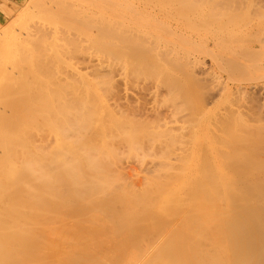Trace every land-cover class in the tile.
Returning <instances> with one entry per match:
<instances>
[{
	"label": "rangeland",
	"instance_id": "1",
	"mask_svg": "<svg viewBox=\"0 0 264 264\" xmlns=\"http://www.w3.org/2000/svg\"><path fill=\"white\" fill-rule=\"evenodd\" d=\"M201 1H203V0H201ZM191 2H192V4H191ZM193 2H194L193 0H0V72L3 75H5L3 78H2V75H0V79L2 80V82H4V84H5V81H7V82L10 81V83L12 85H15L17 88H23V87H26L28 84L32 85L35 83H38V85L40 87H42L43 84L44 85L47 84L51 87L52 92L54 93L53 94L54 97H48L51 100V102H50L48 99V102L51 103V107H52V110H50L51 107H49L48 110H50L51 113L46 114L47 116H48V114L50 115L51 120L49 119V117H46V115H45V113L48 111V110L46 111L45 109L47 108V106H50V104H48V105L46 104L47 106H45V104L40 103L41 105L45 106V109H42V106H40L39 104L38 105L36 104V106H37L36 112L39 115H37V113L35 112V115L33 116L35 118V117L41 115L40 118L42 120L38 119L40 121V124H38L39 123L38 120H37L38 123H36L35 120H34V122L37 125H41V121L42 122L44 121L45 124L42 123L43 124L42 128H44V129L46 128L49 132V133L47 131L44 132L45 134L47 133V136H46L39 126H38L39 127L38 128L36 125H34L36 127L35 129H33V130H35L34 132H37L38 129H40L38 131V132H40V134L35 133V134H37V135H35L37 139H36V142H35V139H33L32 142L34 144L33 143L32 144L33 145L39 144L40 150L38 149L39 148L38 146H37L38 148H36V145L35 146L32 145L31 149L33 147V149H34L33 153L36 152V153L40 154V157H38V158L41 161H39L38 158L36 160L33 157L35 155L31 154L32 151L31 152L28 151V150H30L28 146H27L28 148L27 147L25 148V150L30 152V153H28L30 155L27 156L28 157L27 161L30 162L29 165L32 164L31 166L34 167L35 163H36L37 167H34V168L32 167L33 170H36L37 168H38L37 170H39L40 167H41V169L39 171L42 170L40 175H39L40 172H38V174H36L37 176H40L39 178H41V179H39V180H41V183L39 180H38L39 183L37 180H35V178L37 176L29 175V176H33V178L35 176L34 179L31 177V179H33L31 181V183L33 182L32 184H34V180H35V181H37V182H35V185L37 183L39 184V186L41 185V187H40L41 189L39 188L38 184L36 185V186H38V187H36V189L37 190H38V188L40 189L39 192L36 189H35V192H33V191L32 192L36 193V191H37V193L41 194V196L43 195L45 197V201L50 202L49 204L47 202L46 203L48 205L52 204L49 207H52L54 203L57 204V202H56L58 200L57 198H59L63 194L64 195L61 196V198H59V200H58L59 201L58 203H60L62 206L60 204H57V206L54 204V206H56V209H59V208L62 209L63 206H65L63 204H67V206H65V208L62 209V212L53 208V210H56V213H55L51 209L54 214H57V215L60 214L59 215L60 218H58V217L53 216L54 214H52L51 211H49L50 208L48 209V207L43 205V203L45 201L43 203L38 202V203H42V206L37 204L38 206H36V209H35V207H34V209L32 208L35 211V213L34 212L32 213L33 210L31 209L32 210L31 215L29 216V214H27L25 216L27 218V221H28V219H30L29 217H31L33 215L35 218L32 217L29 220L30 226L27 225V223H26L27 226H24L25 228L20 227L21 230H22V228L24 230V229H26V227H30L29 229H31V231H33V233L35 232V234L38 233L39 239L42 240V237L40 236V234L42 235V233H43V235H42L43 237H44V233L48 234L46 231L47 228H44V227H47V226H48V228H50V226L53 227L54 226L53 224H57L58 221L61 220L62 216L65 218L67 212H68L67 215H69L70 218L65 220L62 217V220L64 222L66 221L67 223H68V221L71 222V223H68L69 225H72V224L74 225L75 223H73V221L75 220V217H77V215H79L80 211L83 209L84 204H85L84 210H82L83 212H81V213L85 212L87 214V210H88V212H92V211H90L91 208L96 207L95 205H97L98 202L100 201V202H102L101 204L99 203L101 206H97V207L103 208V209H101V211H103L105 208H107L105 210H107L106 212H108V211L110 212V213H108L109 215L105 211H104V213L107 214L108 217L110 216V214H112V216H113V217H109L106 219L105 218L106 215L101 214L102 212L99 211V213L101 212L100 213L101 217L103 215H105L103 217L106 220L103 222H104V227H105V225L109 226L107 228H111L112 225L114 226V224H112L113 223L112 221H111L112 223L110 222V224H108L109 223L108 219L113 218L114 219L113 221L117 223L116 225H119V222L117 221L118 218L116 220V218H114V217H118V215H119L120 216L119 221L122 218L124 219V216H125L124 213L126 212L125 210H123L124 206H125L124 208L127 211L129 208L131 209V210L129 209V212H130L129 215H128V212L126 213L127 216H125V217L127 219L125 218L124 221H122V222L120 221V223L124 224V225H122L123 229L125 230V231H123L124 233L127 230H129L130 227L136 226L135 228H132L129 230V232L131 234H128L129 232H126L127 235H126V233L122 234L124 236V238H127L128 235H130L129 237L132 236L133 238L140 236L139 238H137V240L139 239V241H137V240L134 241L135 239L132 240V237H131L130 240L132 242H140V238H141L140 233H143L146 235V233L148 232L147 233V235H148L152 232L151 233L152 235L150 234L152 237L153 234L156 235L157 231H159V232L161 231L160 233L165 232L164 234H166V235L163 236V234H160V235H162L160 237V235L158 234L157 236H155V237L159 236L157 239L155 237H153L156 241H158V240L161 241L163 239V237H165L164 241L165 240L168 241V237L171 238L172 235H173L172 238L171 239L169 238V240L176 241V240H178V238L181 234L180 232H182V231L177 230L179 232L178 233L179 236H177L178 238H176L175 236L177 235V233L175 234V232H177V231H173L171 229V228L176 229V227L180 228L181 230L185 229V231H183V232H185L183 234V239H184V237H186L184 235L188 234V232H189L191 236L188 235V237L190 236V238H187V239L192 240V235H193V237L195 236L193 238V239H195L196 235H197L196 233H198V231H196L197 229H195L196 226L200 225V224L202 225V221H201V223L198 222L199 219L201 220L199 214H198L199 216L195 217L194 212H193V214H190V213H192L193 209H197V206L199 204H201L200 200L203 198H200V200L197 201V204L193 200V202L195 204V205L193 204V206H195L194 208H193V206H191L192 202H190L191 204L189 203L192 210H191V208H190V210H189V208H186L188 206L187 203L185 204L184 202H182V204L184 203L185 205H187V206L183 205L185 208L182 207V209L184 208L183 211H185V209H186V211L187 210L189 211V213H187L190 216L189 221H191V222L194 221L195 223H197V222L199 223V224H194V222H193V224L191 222L189 223L190 225L192 224L191 225L192 227L196 225L194 227L195 230L192 229L195 232V234L193 233L192 230H189L191 228V226H189V227L185 226L186 224H188V223H186L187 222L186 220L189 219V218L186 219L187 214H184V212L180 211L181 213H183L185 215L186 220L185 219L182 220L184 217H180V216L174 217L175 218L174 219L173 218V212L175 214L176 212H178L175 209H178L182 206L181 203H178L181 201V199H180L181 195H182L181 198H183V195H185L184 196L185 198H183V199H186L189 196L190 198L188 197L187 200L188 199L191 200V197H192L191 195L194 194V191L196 188L195 194L199 197V195L201 193L197 190V188L200 189L203 186H207L204 191H207V188L208 189L210 188L209 191L212 193V195L218 194V195H216V197H214L215 196L214 195V196H210V198H209L208 193H210V192L209 191L203 192L204 188L200 189L202 191V193L204 194L202 196H205L206 194L208 196V197L205 196L206 198L204 197L205 199H207L206 203L210 202V201L212 202L216 198L218 199V200L217 199L214 200V202H212V204H210L212 206L213 205L216 206L217 208L214 209V207L209 206L210 207L209 210L211 211L212 208L214 210H217L219 208L218 210H220V212L221 211L223 212V209H224V215L222 217H221V215L223 214L222 212H221V215L219 216L218 213H220V212H218V211L213 212L212 211L213 215L215 213L218 215V217L215 216L212 218L213 219L214 218L215 219L220 218V219L219 220L217 219V221H215V219L210 220V222H209L210 228L213 230L214 229H216V230L218 229V230H217V232H215L216 230L215 231L209 230L210 233L213 232V233L209 234V236L211 235V237H212V235H214L215 233L216 234L218 233V235H216V236H217V239H219L218 238L219 234L223 233L222 238L224 237L223 239L226 240L225 238L227 236L225 237L224 234L225 235L229 234V230H231L234 227L233 229L238 230L239 232L238 231L235 232V230L232 229V232L234 231L233 235H235V236L237 234L239 235V233L242 232V229H243L242 226H243L244 222H248L249 227L252 224H254L255 221H257L259 223L260 227H262L264 225L262 223V221L264 220L263 219L264 218L263 217V214H264V178L263 177L264 176L262 177V174L264 172L262 173L261 170H259L261 172V174H259L260 172L257 173V170L261 169L259 167L262 165L259 166L258 163H254V162H246V163L244 162L243 164H241V166H240V164L239 165L237 164L238 167L236 166L237 167L236 169H238V171L237 170L234 171L233 170V169H235L234 163H232L234 165H231V163L222 162V161H216V162L214 161V163H213V161L212 162L210 161L212 163V164L210 163L211 165L208 162H206V163L209 164V166H211V167L207 166L206 164H204L201 167V163L203 160H200L195 156L194 150H193V148H191L192 144L189 143V145H188V143H187V142H189V138H188L189 136H187V135H188V131L190 129H187L185 144L183 142L181 143L180 139L184 140V138H180V134H179L178 130L176 129L180 126L179 123H178L179 126H177V121L180 122L181 114H182V117L184 119V117L186 115H188V112H190V108H191L190 96L192 95V92L191 93L188 92V91H191V86H190L191 80H190V76H189L190 70H189V67L186 63H185V66H184V64L182 66L183 72H184L183 73L184 74L183 85L185 86L184 91H186V97L183 98V99L186 98L183 102V104L185 103L183 105L184 108L183 107L181 108L184 115L182 112H180L181 111L180 105H178V103H180V102H178L179 97H177L176 87H177L178 75H179V71H178V67H179L178 66V57L179 56H178V53H180V55H182V56L184 54L187 56L191 52L190 40L185 36L186 35L188 36L191 32V28H189V27H191V25H190L191 22H189V21H191L190 18H192L190 16H192V14H191L192 8L191 7L193 5ZM195 2H196V0H195ZM180 25H181V27L183 25H185L186 28L183 26L184 27V29H183L184 32H182L183 35L181 33H179L180 35L178 33H176V34H178V35H176L172 29H173V27L175 28V27L180 26ZM188 25H189V27H188ZM187 33H189V34H187ZM181 35H182V37H181ZM179 36L183 39H181ZM181 52H183L184 54ZM184 61L186 62V60H184ZM84 79L85 80L87 79L86 81L89 80V82H92V83H94L95 81L97 83L100 82V84H98V89H97L96 94H93V93L87 94L82 90L80 97H71V96H74L73 94L68 97V93H67L66 89L76 88L77 90L79 89V91H81L80 87H82L81 84H82V81ZM188 93H190L189 94L190 96H187ZM1 95H3V94H1ZM4 95H6V93ZM64 96H66V97H64ZM183 96H185V95H183ZM39 98L42 99L44 97H39ZM39 98H37L38 99L37 102L38 101L40 102ZM34 99L36 100V98H34ZM42 101H44V99H42ZM43 103H45V102H43ZM117 103H120L122 105L120 107L123 108V110L121 109L123 112L118 111L120 108L118 107L119 105L116 106ZM40 113H42V114H40ZM178 113H180L179 114L180 117H179ZM42 115L44 117H46L47 120H46V118L44 120V117ZM177 117L179 118V120ZM182 117H181V119H182ZM37 118H39V117H37ZM49 122L52 123L53 126ZM46 123L49 126V128L52 126L50 128L51 131H49V128L46 125ZM187 123H186V126H188V127H186V128H189L190 126L187 125ZM54 124L58 127V129H56L57 127L56 128L54 127ZM44 126H46V127H44ZM52 129H54L55 133L52 132ZM57 131H62L63 133L60 132L58 134L59 135L62 134L63 137L61 136V138H60V136H57L58 135ZM34 132L32 134L33 135L32 138L33 137L35 138ZM41 133H42V135H41ZM38 135H40L39 137H41V139L40 138L38 139ZM53 135L54 136L56 135V136L54 137ZM56 138L59 139L60 142H61V140L62 141L64 140V142H61V144L59 142V144L57 143L58 145H56V142H55ZM187 139H188V141H187ZM38 140H40V141H38ZM59 140H56V141H59ZM45 141H48V142L46 143ZM39 142H42V143H39ZM63 143L66 147L63 146ZM67 144H68V146H67ZM60 145H62V146H60ZM50 146L54 147L53 148L54 150L51 149ZM20 147H18L16 149H19ZM22 147H25V146L22 145ZM48 147H49V149L47 151L49 153L45 149ZM60 147L62 148V150H60L61 149ZM68 147H70V151H71L69 153H68V151H69ZM35 148L37 149V151ZM41 148H43V149H41ZM63 148L64 149L66 148L67 152ZM71 148H73L74 150ZM22 149H24V148H22ZM22 149L20 148L18 151L19 152L23 151L22 153H26ZM55 149L57 151H60V152H57ZM77 149H80V150H77ZM38 150L40 151V153L38 152ZM42 151H43V154H42ZM44 151H45V153H44ZM52 151L55 152L56 154L52 153ZM61 151H63V152L61 153ZM73 151H77V153L76 152L73 153ZM80 151H82V152H80ZM58 153L62 154V156H63L62 160L63 161L59 160L60 155ZM47 154L50 157H52V155L54 154V156L52 158H50L51 160L49 162L44 161L47 159L49 160V158H48L49 156L47 157ZM57 154H58L59 158L57 157ZM75 154H77V155L81 154V156L79 155L78 157H76L77 155L75 156ZM43 155L44 156L46 155L45 157H47L44 160L42 159V157H44ZM71 155H73L74 157ZM82 155H84L85 157L87 156L88 161H87V158L84 159L85 157L84 156L82 157ZM23 157L21 159L22 161H23ZM29 157H30V160L32 159L31 160L32 162L29 160ZM70 157L72 160H74V158H75V161H74L75 166H73L74 162L72 161L73 162V164H72ZM89 157H90V162L91 163L93 161L94 162L92 164L90 163V164L86 165V163H89ZM66 158L67 159L69 158V160H70V161L68 160L69 161L68 166H67L68 163L66 161L67 160ZM78 158H80V159H78ZM94 158H96V159H94ZM34 159H35V161H34ZM54 159H56V163L57 162H63L62 163L63 166H61L60 163L57 165L58 166L60 165V168H63V170H62L63 172H61V174L64 173L63 174L64 178H62V175L59 174L60 171H57L58 166L56 165L55 162H53ZM64 159H66V160H64ZM24 160H26V159H24ZM37 161H39V163ZM81 161H83L82 165L80 164ZM45 162H47V163H45ZM24 163H26V161H23V163L22 162L18 163L19 166H18V164H17V166L20 167L23 164L22 167H25L28 165V164H24ZM37 163L39 165L41 163L40 167H38L39 165ZM43 163H45L46 165H44ZM65 163H67V164H65ZM99 163H100V165L98 166L97 164H99ZM203 163H205V161ZM42 164H43V166H42ZM64 164H65V167H64ZM228 164L233 166L234 168L232 167V169H231ZM55 165L57 166V168H55L56 167ZM70 165H71V168H70ZM77 165L79 167V170H78V168H76ZM89 165H90L91 169L94 168V171L103 167L104 170L99 169V171H97V172L95 171L96 174L99 172V174H97L98 178H100V176H101V177H104L103 180H105V182L107 181L106 183H103V182L100 183L103 180L100 181L101 178L98 180L96 177V179L98 181H100L99 183L102 187H99L100 185H99V183L97 184V181H95V182L93 181V177L96 174H94L95 172L92 171V173L94 172L93 173L94 175H93L91 172H89V170H91V169H88V170L86 169V166L89 168ZM92 165H94V166H92ZM196 165H197V167H196ZM256 165H258V166H256ZM53 166H54V168H53ZM82 166L85 167V169H86L85 173L86 174L82 173L85 170V169L82 170L84 168V167L82 168ZM204 166L207 167V171L205 170L206 173L209 171L211 172L209 174L207 173L208 174L207 176H209L210 178L213 177L211 179V181L209 179H207L209 177L205 178L206 176L202 175V173L203 174L205 173L204 169H206ZM225 166L228 167V173L226 170L227 167H225ZM42 167L45 169L47 168V171L51 170V172L50 171L47 172L45 169L43 170ZM48 167H50V168H48ZM72 167H73V172H75V171L79 172L80 171L78 173L79 175H77V173H73V172L71 173V171L69 169L72 170ZM97 167H99V168L96 169ZM203 167H204V169L202 170ZM200 168H201V171L199 172ZM208 168H212L213 170L208 169ZM24 169L25 168H23V170ZM216 170H219V171L217 172ZM229 170H231V171L233 170V172L235 174L238 173V175L234 176L233 174H231V171L229 173ZM43 171H44V173L42 174ZM193 171H195V172H193ZM52 172L54 173V176H53ZM100 172L101 173L103 172V174L101 175ZM106 172L111 177L107 176V178H106L105 177L107 175ZM212 172H214V173H212ZM191 173H193V174H191ZM199 173H200V175H198ZM26 174L27 173H25V176H26ZM49 174L51 177L50 180H49ZM75 174L77 176H75ZM80 174H81V176H80ZM210 174L211 175L213 174L214 176H210ZM223 174H224L225 178L222 177L220 179V177L223 176ZM43 175H45L47 177L49 182L46 181V178L43 177ZM66 175H67V177H66ZM88 175H92L93 177H88ZM191 175L194 177H191ZM41 176L43 177V179H45L44 181H43ZM85 176H87L86 177L87 179L85 178ZM27 177H28V174H27ZM27 177H26V179H27ZM56 177H58L57 178L58 180L56 179ZM60 177H61V179H60ZM65 177L67 179L69 178L70 181L73 180V182H70L69 179L65 180ZM71 177H73L74 179H72ZM77 177H79L78 178L79 180L77 179ZM115 177H116V179H115ZM117 177H118V179H117ZM189 177H191V178H189ZM196 177L197 178L199 177V178L197 179ZM203 177L207 180L202 179ZM217 177L221 181H219V179ZM259 177H261V178H259ZM28 178H30V177H28ZM53 178H54V180H53ZM112 178H114V180H112L113 182L109 181ZM156 178L159 180H157ZM164 178L167 180L169 185L165 184L166 180ZM169 178H171V180ZM63 179H64V181H62ZM155 179L157 182L156 181L154 182ZM163 179H164L165 186L168 188H165V186H163L164 185ZM176 179L179 182H177ZM52 180H53V182L51 183ZM56 180L60 184L57 185ZM74 180L78 184V186H77V184H75ZM81 180L84 182H82ZM85 180H87V181H85ZM189 180H192L193 182L190 183ZM199 180H200V182L198 183ZM21 181L23 182V184H27V186L31 185L29 187L35 188L34 185L28 183V182H30V179H29V181L27 179L26 182H24L23 179ZM65 181H67V184H68V182H70L71 185L70 184H68V185H70L71 188L72 187L74 188V186L76 185L75 188L77 187V189H72L74 191L78 190L80 183L82 184V186H84L83 184H85V185H87L85 187H91L90 185L93 181L92 187L94 189H96V186H97V190L95 191L94 189H92V191H94L95 194L99 197L96 196L94 199L93 195H92L93 192L90 191L89 189L88 190H89L90 194L92 192V194H91L92 197L90 196V194H88V195L85 194L86 190L84 189L85 190L84 191L83 188H82V193L84 191L83 194H85L83 196H81L82 194L80 196L77 194V193H80L81 191L80 192H76V191L74 192L72 190H69V192H66L67 191L66 189H65L66 191L63 190L64 188H66L68 186V185L64 186L66 184V183H64ZM90 181H91V183H90ZM115 181H116V183H115ZM148 181L149 182L151 181V183H149ZM205 181L206 182L209 181V182H207L208 184H206ZM108 182H109V185H108ZM194 182L197 184V186L201 184L200 187L199 186L197 187ZM201 182H203V183H201ZM204 182L206 185L202 186V184H204ZM63 183H64V185H62V188H61L60 186ZM110 183H112L113 187H111ZM152 183L154 184V186L156 185L154 188L153 187L151 188V186H153ZM189 183L192 185L189 186L188 185ZM209 183L211 184V186L213 184L218 185V183H219L218 186L216 185L217 188H216V186H212L214 188V190L215 189H218V190L214 191L213 189H211L212 187L209 186L210 185ZM23 184H22V187L24 186L25 188H23L24 190L21 189V192L22 191L23 192L22 193L20 192L18 194L19 198H16V199L26 201L28 199V198L25 199L26 195H27L26 194L27 190H26V185H23ZM45 184L46 185L49 184L50 187L49 186L48 187H49V189L51 188L52 190H48V188H46L47 191H45L44 190L45 189L44 186H46ZM104 184H106V185H104ZM161 184H163L162 186L164 188L161 186ZM172 184H173V186H171ZM107 185H108V187L110 186L109 190L111 189L112 192L111 191L109 192ZM194 185H195V187H194ZM42 186H43V190H42ZM55 186H56V188H55ZM63 186H64V188H63ZM121 186H123V187L128 186L127 191L125 192L126 188L120 189L119 187H121ZM132 186H133V188H132L133 190L130 188ZM134 186H135V189H134ZM143 186L146 188H144ZM158 186H160L161 189ZM191 186H193V187H191ZM220 186H223L221 191H219L221 188ZM98 187L101 188L102 190L100 191V189ZM189 187H190V190L187 193ZM80 188H81V186H80ZM80 188H79V190H81ZM105 188H106V191H105ZM172 188L173 189L176 188L177 194L175 193V191L174 192L170 191V190H173ZM178 188H180V190ZM191 188H193V191ZM223 188L225 190H223ZM68 189H70V188H68ZM119 189L122 191L124 190L125 193L124 192H123L124 194L120 193L122 191H120ZM137 189L140 192L143 191V193H145V195L142 192L140 194ZM141 189H143V190H141ZM147 189H149L150 192H148ZM155 189L158 190V192ZM57 190L60 193H58ZM113 190H114V192H113ZM130 190H131V192H129ZM182 190L186 193L184 194L182 192ZM41 191H42V193H41ZM43 191L48 193V194H46V195H48V197L49 196L51 197L53 194V196H55L56 198L55 197L53 198V196H52L51 197L52 199H50V197L48 199V197L45 195V193H43ZM50 191L51 192L54 191L55 193L54 192L50 193ZM64 191H65V193H64ZM116 191H117V193H116ZM135 191H137V192H135ZM151 191H152V194H151ZM169 191L172 192L173 194L169 193ZM191 191H192V193H190ZM222 191L226 193L225 194L226 196L224 198L229 200L231 197L232 198L231 201L234 200V198H235L236 200H234V202L237 205L234 206L233 201L231 202L230 200L229 201L226 200V202H225L224 201L225 199L222 198L224 196L223 195L224 193ZM70 192H73V193L70 194ZM101 192H105V193L100 194ZM154 192L156 193L157 196L154 195ZM165 192L168 193L169 197L167 196V193H165ZM178 192H180V193H178ZM196 192L197 193L199 192L200 194L198 195ZM216 192H218V193H216ZM126 193H127V195H125ZM131 193L133 196H135L137 193H139V195H142V196H139L137 194L138 195L137 197H139V198L141 197L140 199L144 198L143 201L142 200L140 201L139 198H138V200H139L138 201L136 197L132 198L133 196H131ZM148 193H149V196L147 195ZM162 193H164L165 196ZM211 193H210V195H211ZM219 193L221 195H219ZM68 194H70L71 197L68 196ZM103 194H105L106 196H104ZM150 194H151V196H150ZM179 194H181V195H179ZM195 194L193 195L192 199H194V197L196 196ZM35 195L36 194H34V198H36V200H37V197H35ZM101 195L104 197H100ZM115 195L116 196L118 195V196L116 197ZM120 195H122L123 197H126V201L127 200L128 201L123 202L122 201L123 197L121 198ZM159 195L164 196V197L162 196V198H160V199H162V200L165 199V200H163V201L161 200V201H162V203L165 201L164 204H165L166 209L164 207V204H162L160 199H158L160 197ZM173 195L176 199H180V200L176 201V199L173 198ZM178 195H179V197L177 198L176 196H178ZM21 196L24 199H20ZM66 196H68V198ZM74 196H76V197H74ZM88 196L93 198L95 201L93 199H92L93 201L91 199H89ZM111 196H113V197H111ZM197 196H196V198L198 200L199 198ZM219 196H222V197H219ZM39 197H40V195H39ZM44 197H43V199H44ZM64 197H65V199H64ZM81 197H82V199H81ZM109 197H110V199H112L113 202H110ZM118 197H119V199L117 201L113 200V199H116ZM146 197H147V199H145ZM171 197H172L173 201L175 200L173 203L171 201ZM46 198H47V200H46ZM72 198H73V200H72ZM85 198L92 201V203L89 202ZM97 198H99L98 199L99 201H97ZM221 198L223 201H221ZM43 199H41V200L43 201ZM66 199H70V202L67 201ZM129 199H130V202H129ZM153 199H154V201H153ZM237 199L239 200L238 203H236ZM85 200H87L88 202ZM104 200H106V201H104ZM131 200H133L132 203H131ZM144 200L145 201L147 200L148 202H150V204H147V206H149L148 209L146 207V204L143 206L144 203H148V202H145ZM157 200H159V202ZM167 200H169V202ZM189 200L187 202H189ZM39 201H40V199H39ZM215 201H216V203H215ZM35 202L36 201H34V203ZM71 202H72V204H71ZM81 202H82V204H81ZM84 202H86V203H84ZM133 202H135V203H133ZM139 202L142 204H139ZM198 202H199V204H198ZM217 202H218V205H219V203H222V205H223V202H224L225 208L222 207L223 209H221L220 206H222V205L221 204H220V206L216 205ZM229 202H230V205L232 204V206L237 207V208L233 207L234 209H239L238 213H237V210L234 211V213H236V214H234L230 211L232 216L228 212L229 209L232 208V206H229ZM239 202H240V204H239ZM242 202L244 203L243 204L244 209H242V207H243ZM79 203L81 205H77ZM103 203H105V204H103ZM115 203H117V204H115ZM126 203H128V204L126 205ZM166 203H168L169 205ZM170 203H172V204H170ZM176 203L178 205L180 204L179 206L177 205L178 208H177V206L175 207ZM202 203H204V202H202ZM69 204H71V205H69ZM119 204H121V205H119ZM129 204L130 205L133 204V205H131V207H130ZM35 205H36V203H35ZM58 205L61 207H58ZM72 205H74V206L72 207ZM137 205L138 206L142 205L141 206L142 208H139ZM151 205L154 206V208L153 207L151 208ZM170 205H172V206H170ZM207 205H208V203H207ZM77 206H79V207H77ZM80 206L82 207L81 209H80ZM89 206H90V208H88ZM126 206H129V207H126ZM201 206H200V208H201ZM66 207H69V208H67V210H66ZM134 207H135V209H134ZM143 207H144V209H143ZM156 207H158L159 209H157ZM229 207H231V208H229ZM37 208H40V209L37 210ZM46 208L48 209V211ZM75 208H77V209H75ZM98 208H95V211L93 210L91 215H94L93 213L96 212L98 210ZM149 208L152 210H150ZM168 208L170 210L171 209L172 210L170 211ZM44 209H46V211L48 212V215H47V216H49L48 218H46L47 217L46 213H44L46 211H44ZM110 209H112V210L114 209L113 211L116 210L118 214L116 213V211H115V213H111ZM182 209H180V210H182ZM225 209L228 211L226 212ZM234 209H232V211ZM65 210L67 212H65ZM77 210H79V211H77ZM118 210L121 211V213ZM143 210L144 211L148 210V211L144 213ZM155 210H157V212ZM71 211H74V212H71ZM75 211L77 213H75ZM123 211H124V213H123ZM150 211H152V212H150ZM40 212H42L43 214ZM57 212H59V214ZM96 213L98 214V212H96ZM135 213H136V215H135ZM140 213H142L143 215ZM151 213H153V214H151ZM36 214H37V216H36ZM41 214H42V216L43 215H45V216L42 217ZM75 214H77V215H75ZM146 214H147V217H146ZM148 214L150 217L148 216ZM150 214L152 216L155 214L156 217L163 215L164 219H162V218L160 219V217H161L160 216L159 218H155L156 220L160 219V220H157V222L152 221V220H155L154 219L155 216L151 217ZM246 214H250V216H251L247 220L245 219ZM74 215H75V217L73 218L72 216H74ZM81 215H82L81 218L76 219V224L82 222L81 224L86 225L85 222L88 220L89 216H90V218L93 217L90 214L88 217H87V215H85V217H87V220L84 222V220L86 218L84 219V215L83 214H81ZM133 215H135L136 218ZM179 215H181V214H179ZM193 215H194V220L191 219V217L193 218ZM229 215H230L231 222H233V221L236 222V220H237V223H234V224H237L236 225L237 228H235V225L232 226L233 223H231V222L229 223V221H230V220H228ZM260 215H262L260 218L262 220L261 222L258 221V216H260ZM39 216H40V218L38 219ZM98 216H99V214H98ZM128 216H130L129 220H128ZM137 216L140 217V219ZM236 216L238 219L236 218ZM50 217L53 220H55V222L51 223L52 220ZM79 217H80V215H79ZM144 217H146V220H148V218H149V224L151 222H154L153 223L154 225H155V222L158 223L155 226L156 228L153 227L152 223L150 224V226H148L149 225L148 221H145ZM165 217L170 218V219H168L169 221H167ZM224 217L226 218V222H228V223H226L227 224L226 226L228 227L229 224H230V227L232 226L227 231H224L227 228L225 226V218ZM45 218L48 219L49 221L50 220L51 221L48 222V220H45ZM71 218L74 220H72ZM131 218H132L131 221H134V223H135V225L132 223L133 226H130L131 223L126 224V222H125V220L130 221ZM150 218H152V219H150ZM179 218H180V220H179ZM33 219H36V220L38 219V220L33 221ZM141 219L144 220V222H145L144 224L141 223V222H143V220H141ZM172 219H174V221H172ZM195 219L197 220V222ZM221 219L223 221H220ZM40 220H42V221L40 222ZM135 220H137V221L140 220V221H138V222L136 221L137 222V224H136ZM176 220H177V222H176ZM178 220L183 221V224H185L184 225L185 228H182V227H184L183 225H181L182 227H180ZM35 221L37 223L38 222L39 223L35 224ZM46 221L48 222V224H46L47 223ZM159 221L162 222L163 226H162L161 222L159 223ZM170 221H172V223ZM212 221H213V223H215V222L218 223V221H219V223L224 222V223H222V224H224V226L222 224H216V223L213 224L212 223L213 225H216V227L220 225L221 228H216L215 226L213 227V225L211 224ZM44 222H46V223H44ZM87 222L89 223L91 221L89 220ZM165 222H167V223H165ZM173 222H174V225H173ZM31 223L32 224L34 223V225H31ZM61 223L62 222H59L58 225ZM39 224L41 225V226H39L40 228L35 227L36 225L38 226ZM43 224H44V226H43ZM140 224L143 226L140 227L139 226ZM159 224L161 225V227H160L161 229L163 227H165V228H163L162 230L159 229L156 231V229H158L157 227L159 226ZM166 224L167 225L169 224V225L167 226ZM31 226H34V228H32ZM127 226H129V227H127ZM146 226L151 227V229H152V227H153V229L155 228L154 232H153V230L150 231L151 229L147 228ZM208 226H209V224H208ZM222 226H223V229H222ZM41 227H42V229H41ZM118 227L119 228L117 229V232L116 231L114 232V234L118 233V235H114V234H112V235H114V238H116V240H118L119 234H120V239L123 240L124 238L121 236V233H122L121 232L122 228H120L121 225ZM126 227L128 228L127 230L125 229ZM144 227H145V229H143ZM10 228L14 231L11 232L12 231L11 230L9 232L13 233L12 236L15 235V239H16L17 232H15V229H13L12 227H9V229ZM29 229H26V230H29ZM115 229L116 228H114L113 230H115ZM119 229H120L121 233L119 232ZM170 229L173 231V233H171L172 235L170 234V236H169L168 231L171 232ZM219 229L221 232L219 231ZM7 230H8V228H7ZM23 230H22V233L25 232ZM16 231H19V230H16ZM105 231H104V233H106ZM109 231L107 234H104V235L108 236ZM141 231H143V232H141ZM145 231H147V232L144 233ZM9 232H6V234ZM26 232H28V231H26ZM159 232H157V233H159ZM232 232L230 231V233H232ZM262 232H264V229ZM14 233H16V234H14ZM22 233H18V235L20 234V236H21ZM132 233H133V235H132ZM23 234H22V236H23ZM9 235H7V236H9ZM31 235L28 234L26 236H31ZM110 235L111 234H109V237H110ZM134 235H135V237H134ZM229 235L231 236V234H229ZM233 235H232V237L228 236L229 241L231 240L230 238H232L234 240L236 239V238H233V237H235ZM35 236H37V235H35ZM99 236L104 237L103 235H99ZM129 237H128V239H124V240L125 241L129 240ZM151 237L148 235V239H151ZM211 237H209L208 240L209 239L211 240L213 238V237L212 238ZM238 237L237 238L240 240L241 237L240 236H238ZM261 237H262V235H261ZM18 238H19V236H18ZM18 238H17L18 241L16 240L17 242H14L16 244L12 245V243H9L10 241L9 242L7 241V242H8V244L12 245L14 248V247H16V245L19 241H22V243L24 242L23 240H19V239H26L23 237H21L19 239ZM29 238L27 240H29ZM32 238H34V235ZM32 238H30V239L33 241ZM146 238L147 237H145V238L143 237V240L144 239L146 240ZM198 238L200 239V237H198ZM198 238H196V239H198ZM15 239H14V237H12L10 240H12L11 242H13V240H15ZM39 239H38V241H39ZM110 239H112V237ZM148 239L146 240V242L148 241ZM181 239L182 238H180V240ZM187 239H184V240H187ZM215 239H213V240L215 241ZM41 240H40V242H41ZM107 240L112 241V240H109V238ZM113 240H115V239H113ZM155 240H153V241H155ZM219 240H221V239H219ZM260 240H261V238H260ZM4 241H5V239H4ZM32 241H30V244ZM209 241L207 244L211 243L214 246L220 244V242H218V241L217 242L219 244L216 242L213 243L212 240L210 242ZM231 241H233V240H231ZM0 242H1L0 243L1 244L0 252L1 251L3 252V250L6 247H10V245H8V246L6 245L4 248V246L2 244L5 242H3V240ZM27 242H24V244ZM151 242H152V239H151ZM161 242H163V240ZM206 242H207V239H206ZM236 242H237V240L235 242L233 241V243H236ZM239 242H241V240ZM22 243L20 242V243H18V245L20 246V244H22ZM28 243L26 244V246L29 245ZM142 243H143V241H142ZM5 244H7V243H5ZM222 244H223V241H222ZM227 244L229 246V242ZM240 244L241 243H239L240 250H241L242 245H240ZM220 245H219V247H220ZM21 246L23 248V245H21ZM214 246H212V247H214ZM228 246L226 247L227 249L229 248ZM212 247H210V249ZM217 247H216V249H217ZM16 248L18 250L19 247H16ZM224 248H225V246H224ZM235 248L233 247L232 249L231 248H229V249L232 252V250ZM25 249H28L27 251L29 253L32 251V249L30 248V245L28 246V248H25ZM29 249H31V250L29 251ZM210 249H209L210 252L216 251V250H212L213 248L211 250ZM222 249H223V246H222ZM237 249H235V250H237ZM9 250H10V248H9ZM11 250H12V248H11ZM230 250H229V253H230ZM23 251H26V250H23ZM240 252L242 253V250ZM240 252H238V253H240ZM4 253H2L1 255H3ZM25 253H27V252H25ZM25 253L23 252L22 254L24 255ZM32 253H34V251H32L31 254ZM216 253L217 252H215V254ZM235 253L236 252L233 251L232 256H234ZM224 255L223 256L226 257V254H224ZM238 255H239L240 259H243V256H241L242 254L241 255L238 254ZM238 255H236V257ZM232 256L231 257L229 256L230 259L233 258ZM9 257H11V256H8V258ZM229 257H227V258H229ZM256 257L259 258L260 256L259 257L255 256V258ZM262 257L264 259V254H262L261 258ZM8 258L6 257L7 260H9ZM239 258H238V260L235 259L234 260L235 262L232 260L231 261L236 263V264H237V261L242 263L243 260L240 261ZM230 259H227V260L229 261ZM258 260H260V258ZM261 261H262V259H261ZM4 262H6V261H4ZM241 263H239V264H241ZM262 263H264V262H262ZM224 264H225V262H224Z\"/></svg>",
	"mask_w": 264,
	"mask_h": 264
},
{
	"label": "bare ground",
	"instance_id": "2",
	"mask_svg": "<svg viewBox=\"0 0 264 264\" xmlns=\"http://www.w3.org/2000/svg\"><path fill=\"white\" fill-rule=\"evenodd\" d=\"M193 1H194L193 2V5L191 7L192 8V11H191L192 12L191 13L192 16H190L192 18L189 17L191 19V21H189L190 19L188 20L189 22H191V24H190L191 27H189V25H188V27L191 28V32H190V34L187 33V34L190 35V36L188 35L189 37L187 35L185 36V37H187L190 40L191 52L187 56L183 52H181V53H183L185 56L184 55L182 56V55H180V53H178V56H179L178 57V66H179L178 67V71H179V75H178V83H177V87H176V92H177V97H179L178 98V102H180V103H178V105H180V110H181V111L179 110L180 112H182V109L181 108L182 107L184 108L183 105L185 103L183 104V102L186 99V98L183 99L184 97H186V91H184V88H185V86L183 85V83H184L183 82L184 81L183 80V78H184L183 77L184 76L183 73L184 72H183V67H182L183 64L185 66V63L188 65L189 70H190L189 76H190V80H191V82H190L191 83L190 84L191 91H188V92H190V93L192 92V95L191 96L189 95L190 93H188V95H187V96H190V98H191V108H190V112H188V115L185 114L186 116L184 117V119L182 117V114H181V117H182V119H181V117L179 115L180 113H178V115L180 117V122L177 121V126H179V124H180V126L178 128H176V129L178 130V132L180 134V138H184V140L182 139L183 141L181 139H180V141H181V143L183 142L185 144V142H186L185 141V138H186L187 129H190L188 131V135H187V136H189L188 137L189 138V142H187V143H188V145H189V143L192 144V147L191 148H193L194 153H195V156L198 159L203 160L202 163H201V167L204 164H206L207 166H209V164L212 161H213V163H214V161L215 162L216 161H222V162L231 163V165H234L235 164L234 165L235 166V169H233V170L234 171H236V170L238 171V169H236L238 167L237 164L238 165L240 164V166H241V164H243L244 162L245 163L246 162H254V163H258L259 166L262 165V166L259 167L261 169H258L257 170V173L260 172L259 170H261V172L263 173L264 172V0H203V1L196 0V2H195V0H193ZM191 4H192V2H191ZM185 25H183V26L185 27ZM183 26L181 27V25H180V26H177L175 28L173 27L172 30L174 31L175 34L176 33H178V34L181 33L182 34V32H184V30H183L184 27ZM178 34H176V35H178ZM182 35H181V37H182ZM181 39H183V38H181ZM184 60H186V62ZM0 75H2V78L5 76L1 72H0ZM86 80L84 79L82 81V84H81L82 87H80L81 88V91H79V89L77 90L76 88H68V89H66V91L68 93V97L71 96L72 94L74 96H71V97H80L82 90L85 93H87V94L88 93L96 94L97 89H98V84H100V82L97 83L95 81L94 83H92V82H89V80L88 81H86ZM0 81H1L0 82V93L3 94V95L6 93V95H4V96L0 94V241L3 240V242L7 243V244H5V243L2 244L4 246V248H5L6 245L7 246L10 245V244H8L9 241H10L9 243H12V245H13V244H16L14 242H17L18 241L17 240L18 236H19V238L23 237V238H26V239H19V238L18 239L19 240H23L24 242H27L28 241L29 243L28 242L27 243L30 245V248L32 249V251H34V253H32V254H31L32 251L29 253L27 251L28 249H25V248H28L29 245L26 246L27 243L24 244V242L22 243V241H19L18 243L21 242L22 244H20V246H19L18 243H17L18 246L16 245V247H19L18 250H17L16 247L13 248V246L10 245V247H6L7 249L5 248L3 250V252L1 251L2 253L5 252L3 255H1L2 253L0 252V264H224V262H225V264H232V263L233 264H236V263H234L235 262L234 260L235 259L238 260V258H239V255L238 254H240V255L242 254L241 256H243V259H240L239 258L240 261L243 260L242 261L243 264H264V263H262V262H264V259H263V257L261 258L262 254H264V234H263L264 232H262L263 229H264L263 228L264 225L262 227H260V225H259V223L257 221H255V223L252 224L250 227L248 226V222H244V224L242 226L243 227L242 232L239 233V235L238 234L236 235L237 237L238 236L241 237L240 238L241 242H239L240 241L238 239L239 237L237 238L235 235H233L234 234L233 233L234 231L232 232V229L234 227L231 230H229V234H231V236L229 234H227V235L224 234L225 237L227 236L225 239L229 242V246L227 244L228 242L223 239L224 237L222 238L223 233L219 234V237H218L221 240L217 239V236L216 235H218V233L217 234L215 233L214 235H212L213 238L211 237V235L209 236V234L213 233V232H211V233L209 232V230H213V229L210 228V223H209L210 220H214L215 218L213 219L212 217H215V216L218 217V215L220 216L221 215V212H222V211L220 212V210H218L219 208L217 210H214L217 207L214 206V205L213 206L210 205L217 198L214 199L212 202L211 201L210 202H207L208 203V205H207V203H206V200L207 199H205L206 198L205 196H207V194L205 196H202L204 194L202 193V191L200 189H203L204 188L203 189V192H208L210 190V188L209 189L207 188V191H204L207 186H203V185L208 184L207 182H209V181H207V182L205 181L206 184L204 182V184H202L203 187H201L200 189L197 188V190L201 194L199 192L198 193L196 192V193L198 195L200 194L202 197L200 195L198 197L195 194V191H196V188H195L194 194L199 198L198 200H197L196 196L194 197V199H192L193 198V195H194L193 194V195H191L192 196L191 197V200L192 201L188 199L189 202H187L188 201L187 198L189 196L186 199H183V198H185L184 197L185 195H183V198H181L182 195L179 194V195H181V197H180L181 201L178 202V203H181L182 206L180 208H178V206L180 204L179 205L177 203H176V205L174 204L175 207L178 205L177 208L179 210L178 209H175L178 212H176L175 214L173 212V218L174 217H177V216L178 217L180 216V217H184L182 219V220H184L185 219V215L184 214L189 213V211L187 210L188 211L187 212L186 209H185L186 212L183 211L184 208H185L183 205H185L187 203L188 206L187 205H185V206H187L186 208H189V210H190V208H191V206H193L194 202H196V204H197V201H199L200 198H203V199L200 200V203L201 204H199V202H198L199 205L197 206V209H193L192 210V208H191L192 213H190V214H193V212H194L195 217L200 215L201 220L199 219L200 221L198 220V222L201 223V221H202V225L201 224L200 225H197V226L195 225L196 226L195 229H197L196 231H198V233H196L198 235V236L196 235V238L200 237V239L199 238L198 239H196V238L193 239L195 236L193 237V235H192V240H190V239L188 240L187 238H190V236H191L190 233L188 232V234L184 235V236H186V237H184V239H187V240H184L183 239V234L185 232H183V231H185V229L184 230L183 229L181 230L180 228L176 227V229L174 228L175 230L173 228H171V229L173 231H177V230L182 231V232H180L181 233L180 234L181 237L178 235V233H179L178 231L175 232V234L177 233V235L176 236L174 235V236L176 238H178L177 236H179L178 240L171 241V240H169L170 237H168V241H166V240L164 241L165 237H163V239H162L163 242H161L162 241L161 239H160L161 241H159V240L156 241L153 237L157 236L158 234L159 235L160 234H163V236L166 235V234H164L165 232L160 233L161 231L160 232L157 231V230L161 229L160 228L161 225L159 224V226L157 227L158 229H156V231L159 232V233L156 232V235L153 234L152 237H151V235H152L151 233L152 232L150 233L151 235L148 234L151 237L152 242H151V239H148V235H147L148 232L147 231L144 232V233L147 232L146 233L147 236L145 234H143V233H140L141 234L140 242H132L130 240V238L132 236L129 237L130 235H128L127 238H124V236L122 235L124 233L123 231H125V230L122 227V225H124V224L123 223H120V221L122 222L126 218L125 216H127V214H126L127 212H128V215L130 214V212H129V209L130 208L127 211L124 208L125 206L123 207V210L126 211L125 213L123 211V213L125 214L124 219L122 218L123 220L120 219V221H119V218H120L119 215H118V217H114V218H116V220L118 218L117 221L119 222V225H116L117 223L113 221L114 220L113 218L112 219L111 218L108 219L109 220V223L108 224H110V222L112 221L113 223L112 222L111 223L114 224L115 227L112 225L111 228H107L109 226H106L105 225V227H104V222L103 221H105L107 218L113 217V216H112V214H110V216L108 217V215H109L108 213H110V212L109 211L106 212L107 210H105V209H107V208H105L103 211H101V209H103V208H100V207L98 208L97 207V206H101L100 204L102 203V202H100L98 200L99 198H97V201H99V202H98L97 205H95L96 207L91 208V210L89 209L90 211L93 212V210L95 211V208H98V210L96 212H98L99 216H98V214L96 212L93 213L94 215H91L92 212H88V210H87V214L85 212L84 213H81V212H83L82 210H84V205L85 204L83 205V209L80 211V213L84 215V219L86 218L84 220V222L87 220V217L89 216V214L91 216H93L91 218L89 216V218H88L87 221L90 220L91 222L88 223L86 221L85 222L86 225L81 224L82 222L76 224V219L82 217V215L78 212L79 215H80V217H79V215L75 214V215H77V217H75V215L72 216L73 218L75 217V220L71 218L72 220H74L73 221V223H75L74 225L73 224L72 225H69L68 223H71V222H69L68 220H67L68 223L66 221L64 222L62 220V217H63L62 216L61 217V220L58 221V223L59 222H62L61 224H59V225H58V223L57 224H53L54 226L51 224L53 227L50 226V228H48V226L47 227H44V228H47L46 231H47L48 234L44 233V237H43L42 236L43 233H42V235L39 233L40 236L42 237V240L39 239L38 233L35 234V232L33 233V231H31V229H29L30 227H26V229H29V230H26V229L23 230V228H22V230L25 231V232H23L24 233L23 234L22 233V230L20 229V227H24V226H27V225L30 226V223H29L30 221L29 220L32 217H34V215L31 216V217H29L30 219H28V221H27V218L25 216L27 214H29V216H30L31 215V211L34 209V207L36 209V206H38L37 204H39V205L42 206V203L45 201V197L43 195L41 196V194L37 193V191L39 192V190L41 189L40 188L41 185L39 186V184H38L39 181L41 183V180H39L41 178H39L40 176H37L36 175V174H38V172H40L39 173V175H40L41 174V171H42V170L39 171L41 169L40 165H41L42 162L40 163V165L38 164L39 161H41L38 158V157H40V154H38L36 152L33 153V150L34 149H33V147L31 149V146L34 144L32 142L33 139H35V142H36V139L37 138H36L35 135L40 134V132H38L40 129H38L37 132H34L35 130H33V129L36 128L34 125H36L37 127L39 126L42 129L43 133L45 131L48 132V130L46 128L45 129L42 128L43 127L42 126L43 125L42 123H44V121L43 122L41 121V125L35 124V122L38 123L37 122L38 119L42 120L40 118L41 115L40 116H37L39 114L36 112V108H37L36 104L37 105L39 104L40 106H42V109H45V106H47L48 104H50V106H47V108L45 109L47 111L48 108L51 107V103L48 102V99H49L48 97H54L53 96L54 93L52 92L51 87L49 85H47V84H45V85L43 84V86L40 87L38 85V83H35V84H32V85L28 84L26 87H23V88H17L15 85H12L10 83V81H8V82L5 81V84H4V82H2L1 79H0ZM183 95H185V96H183ZM39 97H44V98H42V99H44V101H42V99L39 98ZM64 97H66V96H64ZM34 98H36V100ZM37 98H39V100H40V102L38 101L39 103L37 102V100H38ZM49 101L51 102L50 99H49ZM43 102H45V103H43ZM40 103L41 104H45V106L44 105H41ZM116 106H118L120 108L118 111H122L123 110V108L120 107V106H122L120 103H117ZM50 110H52V107H51ZM50 110H48L47 112L45 111L46 112V113L44 112L45 115L47 113H51ZM35 112L37 113L36 116L39 117V118H37V117L34 118L33 117L35 115ZM40 114H42V113H40ZM183 115H184V113H183ZM46 117H49V119H50V115L49 114H48V116L46 115ZM46 117H44V120H45ZM34 120H35V122H34ZM46 120H47V118H46ZM178 120H179V118H178ZM186 123H187V125L190 126L189 128H186V127H188V126H186ZM38 124H40V121H39ZM50 124H52V123H50ZM46 125H47V123H46ZM52 126H53V124H52ZM44 127H46V126H44ZM54 127L56 128L57 126L54 124ZM48 128H49V126H48ZM50 128H49V131H51ZM56 129H58V127ZM33 132H34L35 138L34 137L32 138ZM52 132L55 133L54 132V129H52ZM60 132H62V131H57V134L60 133ZM35 133H37V134H35ZM41 135H42V133H41ZM45 135L47 136V133ZM39 136L40 135H38V139L39 138L41 139V137H39ZM57 136H60V138H61V136L63 137L62 134L61 135L58 134ZM57 138H56V140H59ZM56 140H55L56 145H58L59 142H60V140L59 141H56ZM38 141H40V140H38ZM187 141H188V139H187ZM45 142L47 143L48 141H45ZM61 142H64V140L63 141L61 140ZM61 142H60V144H61ZM39 143H42V142H39ZM22 145L25 146V147H22ZM35 145H36V148L39 147V144L38 145L35 144ZM35 145H33V146H35ZM27 146L30 149L28 151H30V152L32 151L31 154L35 155L33 157L36 160L38 158L39 161H37L38 162L37 164L39 165L38 167H40L39 170H37L38 168L36 170H33L34 167H37L36 166V163H35V166L34 167L31 166L32 164L29 165L30 162L27 161V159H28L27 156L30 155V154H28L30 152H28L27 150H25V148ZM60 146H62V145H60ZM63 146H65L64 143H63ZM67 146H68V144H67ZM18 147H20L21 149L24 148L22 150H24L26 153H22L23 151H21V150H20L21 152H19L18 150L20 148L19 149H16ZM53 148L54 147H51V149H53ZM68 148H69V151H68V153H69L71 151H70V147H68ZM38 149L40 150V147ZM41 149H43V148H41ZM45 149L47 151L49 149V147L48 148H45ZM71 149H73V148H71ZM39 150H38V152L40 153ZM60 150H62V148ZM64 150L66 151V148ZM77 150H80V149H77ZM36 151H37V149H36ZM82 151H80V152H82ZM57 152H60V151H57ZM62 152L63 151H61V153ZM74 152L77 153V151H73V153ZM44 153H45V151H44ZM52 153H55V152L52 151ZM42 154H43V151H42ZM58 154L60 155V158H59ZM58 154H57V157L61 161L63 159L62 158L63 156L60 153H58ZM76 155L77 154H75V156ZM79 155L81 156V154H79ZM79 155H77L76 157H78ZM48 156L49 155L47 154V157ZM53 156H54V154L52 155V157ZM71 156H73V155H71ZM83 156L84 155H82V157ZM22 157H23V161H26V163H24V164H28V165L25 166V167H22V165H23L22 164L20 167H18L19 166L18 163H21V162L23 163V161L21 160ZM44 157H42L43 160L47 158V157H45V158ZM52 157L49 156L48 157L49 160L47 159V160H44V161H48L49 162L51 160L50 158H52ZM86 158H87V156L84 159H86ZM24 159H26V160H24ZM35 159H34V161H35ZM66 159H64V160H66ZM70 159H71V157H70ZM78 159H80V158H78ZM94 159H96V158H94ZM29 160H30V157H29ZM68 160H69V158L66 160L68 164L65 163V164H67V166L69 165V161H70V160L69 161ZM72 161L74 162L75 161V158H74V160L71 159V162ZM87 161H88V158H87ZM204 161H205V163H203ZM53 162L56 163V159H54ZM73 162H72V164H73ZM206 162H208L209 164H207ZM45 163H47V162H45ZM45 163H43V164L46 165ZM59 163H60L61 166H63L62 165L63 162H57L56 165L59 164ZM82 163H83V161L80 162L81 165H82ZM90 163L91 162H90V157H89V163H86V165L87 164H90ZM100 163L97 164V165L99 166ZM232 163H234V164H232ZM17 164H18V166H17ZM43 164H42V166H43ZM65 164H64V167H65ZM60 165L59 166L57 165L58 168H57V166L55 167V168H57V171H60L59 174H61V172H63L62 171L63 168H60ZM71 165H70V168H71ZM231 165H229V166L232 169L233 166H231ZM258 165H256V166H258ZM73 166H75V162H74V165ZM92 166H94V165H92ZM227 166H225V167H227ZM83 167L84 166H82V168ZM196 167H197V165H196ZM204 167L202 168V170L204 169ZM209 167H211V166H209ZM228 167L226 169L227 170V173H228ZM23 168H25V169L23 170ZM48 168H50V167H48ZM53 168H54V166H53ZM76 168H78V170H79L78 165L76 166ZM98 168L99 167H97L96 169H98ZM205 168L206 169H204V171L205 170L207 171V167H205ZM44 169L45 168H43V170ZM84 169H85V167L82 170H84ZM86 169L87 170L88 169H91L90 165H89V168L86 166ZM86 169L82 173H85ZM99 169L102 170L103 167L102 168H99ZM99 169L98 170H95V171L97 172V171H99ZM208 169H212V168H208ZM45 170L47 171V168ZM69 170L72 173L73 172V167H72V170L71 169H69ZM233 170L232 171L229 170V173L231 171V174H233L234 176L235 175H238V173L236 172L237 174H235L233 172ZM49 171L51 172V170H49ZM49 171H47V172H49ZM92 171H94V168H92L91 170H89V172H91V173H92ZM200 171H201V168H200L199 172ZM206 171H205L204 174L202 173V175L206 176L205 178L209 177L207 175L209 173H211L209 171V172H207L208 173L207 174ZM216 171L218 172L219 170H216ZM24 172L27 173L28 174V177H30V178L27 177V174L25 176V173ZM79 172H76L75 171L73 173H77V175H79L78 174ZM96 172L94 174H96ZM103 172L102 173L100 172V174L102 175ZM193 172H195V171H193ZM261 172L259 174H261ZM43 173H44V171L42 172V174ZM212 173H214V172H212ZM50 174H49V180L51 178L50 177ZM52 174L54 176V173L53 172H52ZM63 174H61L62 175V178H64ZM97 174H99V172ZM97 174L94 175L95 178L92 175H88V177H93V181L94 182L97 181V184H98L101 180L104 179V177H101L100 176V178H101L100 179V178H98V175ZM106 174H107V172H106ZM191 174H193V173H191ZM29 175H35V176H37L36 178L34 176V178L37 181L39 180L37 184H38V186H39L40 189L39 188H38V190L36 189V187H38V186H36L37 184L35 185V182H37V181L34 180V184H32L33 182L31 183V181L34 178H33V176H29ZM45 175H43V177H45L46 178V181L49 182L48 179H47V177ZM77 175L75 174V176H77ZM198 175H200V173ZM80 176H81V174H80ZM107 176L109 177L110 175L107 174L105 177L107 178ZM210 176H214V175L213 174L212 175L210 174ZM263 176H264V173L262 174V177ZM26 177H27L28 181L30 179V182H28V181L27 182L35 186V188L33 187L34 189L32 187H29L31 185H28L27 186V184H23V182L21 180L23 179L24 182H26V180H27ZM31 177L33 179H31ZM43 177H42V179H43ZM58 177H56V179ZM66 177H67V175H66ZM66 177H65V180L67 179ZM86 177L87 176H85V178ZM96 177H97L98 180L100 179V181H98L96 179ZM191 177H194V176L191 175ZM191 177H189V178H191ZM222 177H224V174H223V176L220 177V179ZM71 178L74 179L73 177H71ZM78 178L79 177H77V179ZM205 178L203 177L202 179H204V180L209 179L211 181V179L213 177H211V178L209 177L207 179H205ZM259 178H261V177H259ZM60 179H61V177H60ZM115 179H116V177H115ZM117 179H118V177H117ZM156 179L154 180V182L156 181ZM164 179H163V184H164ZM169 179L171 180V178H169ZM220 179H219V181H221ZM44 180L45 179H43V181ZM53 180H54V178H53ZM53 180L51 181V183L53 182ZM57 180H56V182H57ZM112 180H114V178H112L109 181H112ZM157 180H159V179H157ZM62 181H64V179ZM69 181H70V179H69ZM85 181H87V180H85ZM93 181H92V183L90 181V183H91L90 186L91 187H85V186H87L85 184H83L84 186H82V184L80 183L79 188L81 186V188H80L81 190H79V188H78V190H75V191L76 192H80L81 191V192L80 193H77V194L79 196L81 194H82L81 196H83L85 194H87V195L90 194L89 190L92 191V189H94L92 187ZM176 181H177V179H176ZM189 181H190V183L193 182L192 180H189ZM70 182H73V180L70 181ZM70 182H68V184H70ZM74 182H75V180H74ZM82 182H84V181H82ZM102 182L103 183H106L107 181L105 182V180H103L100 183H102ZM177 182H179V181H177ZM199 182H200V180L198 181V183ZM64 183H66V184L64 185ZM64 183L61 184V186H60L61 188H62V185H64V186L68 185L67 184V181H65ZM100 183H99V185H100ZM115 183H116V181H115ZM149 183H151V181ZM190 183L188 184L189 186L192 185ZM201 183H203V182H201ZM22 184L23 185H26V190L27 191L26 190L25 191L27 192L26 193L27 195L25 194L26 195V198L25 199L28 198L26 201L16 199V198H19L18 194L21 192V189L25 188L24 186L22 187ZM58 184H60V183L57 182V185ZM75 184H77V183L75 182ZM163 184H161V186ZM165 184L166 185H169V183L167 182V180H166ZM165 184L163 186H165ZM70 185H68L66 188H64V186H63V188H64L63 190L66 189L67 191L66 190L65 191L66 192H69V190L77 189V187L75 188L76 185L74 186V188L73 187L71 188ZM104 185H106V184H104ZM108 185H109V182H108ZM108 185H107V187H108ZM110 185H111V187H113L112 186V183H110ZM195 185L197 186L196 183H195ZM195 185H194V187H195ZM200 185H198V186L200 187ZM216 185L217 184H215V185L213 184L212 186H216ZM218 185H219V183H218ZM43 186H42V190H43ZM46 186H44L45 187V189H44L45 191H47L46 188H48V190H52L51 188L49 189V187H50L49 184H47ZM56 186H55V188H56ZM77 186H78V184H77ZM155 186L153 184V186H151V188L152 187L154 188ZM171 186H173V184ZM209 186L212 187L211 184ZM217 186H216V188H217ZM99 187H102V186L100 185ZM121 187H119V188L120 189H123V188L125 189L126 188L125 189V192L128 189L127 188L128 186L127 187L121 186ZM158 187H160V186H158ZM191 187H193V186H191ZM220 187L221 188H220L219 191L222 190V187L223 186H220ZM68 188H70V189H68ZM82 188H83V190L84 189L86 190V191L84 190L85 191V194H83L84 191L82 193ZM109 188H110V186L108 187V190H109ZM130 188L132 189L133 186L130 187ZM144 188H146V187H144ZM165 188H168V187L165 186ZM35 189L37 191H36V193H33V192H35ZM99 189H100V191L102 190L101 188H99ZM134 189H135V186H134ZM160 189H161V187H160ZM178 189L180 190V188H178ZM191 189L193 191V188H191ZM211 189L214 190L213 187ZM94 190L95 191L97 190V186H96V189H94ZM141 190H143V189H141ZM147 190H148V192H150L149 189H147ZM189 190H190V187H189L187 193L189 192ZM216 190H218V189H215L214 191H216ZM223 190H225V189L223 188ZM59 191H58V193H60ZM65 191H64V193H65ZM72 191H74V190H72ZM105 191H106V188H105ZM110 191L112 192L111 189L109 190V192ZM120 191H122V190H120ZM152 191H151V194H152ZM156 191L158 192V190H156ZM170 191H173V192L175 191V193L177 192L176 191V188H174L173 190H170ZM170 191H169V193H172ZM192 191L190 193H192ZM53 192L50 191V193H53ZM92 192H93V194H92ZM92 192H91V194L93 195V198L95 199V197L97 195L95 194L94 191H92ZM113 192H114V190H113ZM123 192H124V190L122 192H120V193H123ZM129 192H131V190ZM135 192H137V191H135ZM141 192L143 193V191H141ZM141 192L139 191L140 194H141ZM182 192L184 194L186 193L183 190H182ZM41 193H42V191H41ZM43 193H45V195L48 194V193H46L44 191H43ZM71 193H73V192H70V194ZM102 193H105V192H101L100 194H102ZM116 193H117V191H116ZM139 193H137V194L139 195ZM165 193H167V192H165ZM178 193H180V192H178ZM210 193H208L209 194V198H210V196H214L215 195V194L212 195V193L210 195ZM216 193H218V192H216ZM223 193H224L223 194L224 196L223 197L222 196H219V197H222L223 199H225L224 201L226 202L227 199L224 198L226 196L225 195L226 193L225 192H223ZM34 194H36L35 197H37V200H36V198H34ZM70 194H68V196H70ZM91 194H90V196H91ZM137 194L135 196H133L132 193H131V196H133L132 198L136 197L137 200H138L139 197H137L138 196ZM143 194L145 195V193H143ZM151 194H150V196H151ZM162 194H164V193H162ZM39 195H40V197H39ZM63 195H61V196H63ZM103 195L106 196L105 194H103ZM125 195H127V193ZM147 195L149 196V193ZM154 195L157 196L155 192H154ZM179 195L176 196V197L178 198ZM216 195H218V194H216ZM216 195L214 197H216ZM219 195H221V194L219 193ZM46 196L48 197V195H46ZM52 196H53V194H52ZM61 196L59 198H61ZM68 196H66V197L68 198ZM90 196H88V198L92 200L93 198H91L92 196L91 197ZM104 196L101 195L100 197H104ZM120 196H121V198L123 197L122 195H120ZM139 196H142V195H139ZM162 196H160L158 199L162 198ZM164 196H165V194H164ZM167 196H168V193H167ZM43 197H44V199H43ZM49 197H48V199H49ZM51 197H50V199H52ZM54 197L55 196H53V198ZM74 197H76V196H74ZM97 197H99V196H97ZM111 197H113V196H111ZM119 197L116 198V199H113V200H116L117 201L119 199ZM59 198H57V199L59 200ZM173 198L176 199L174 197V195H173ZM222 198H221V201H223ZM20 199H24V198H22V196H21ZM39 199H40V201H39ZM41 199H43V201ZM64 199H65V197H64ZM70 199H66V200L70 202ZM81 199H82V197H81ZM85 199H87V198H85ZM89 199H87V200L89 202H91V203L94 200L93 199L92 201H90ZM109 199H110V197H109ZM143 199H140V201L141 200L143 201ZM145 199H147V197ZM180 199H176V201H178ZM231 199L232 198L230 197L229 200L231 201ZM46 200H47V198H46ZM58 200L56 202H57V204H60V203H58L59 202ZM72 200H73V198H72ZM87 200H85V201H87ZM106 200H104V201H106ZM161 200L162 199H160V201ZM163 200H165V199H163ZM169 200H167V201L169 202ZM193 200H194V202H193ZM229 200H227V201H229ZM234 200H236V199L234 198ZM234 200H232V201L234 203L233 205L235 206L237 204H235ZM34 201H36L35 202L36 205H35ZM122 201L123 202L126 201V197H123V200ZM132 201L133 200H131V203H132ZM153 201H154V199H153ZM157 201L159 202V200H157ZM162 201H161V203H162ZM171 201L173 203L175 200L173 201L172 200V197H171ZM201 201L204 202L205 204L202 203ZM238 201L239 200L237 199V202L236 203H238ZM38 202H42V203H38ZM46 202L48 204L50 203L48 201H45L43 203V205L46 206V207H48V209L50 208L49 211H51L52 214H54L53 212L56 213V210L62 212V209H64L65 206H67V204H63L65 206H63L62 209H60V208L59 209H56L57 204L54 203L56 206H54V204H53L52 207H49L52 204L51 205H48ZM82 202H81V204H82ZM110 202H113L112 199H110ZM129 202H130V199H129ZM145 202H148V201L146 200ZM164 202L162 204H164ZM182 202H184L185 204L184 203L182 204ZM190 202H192V205L191 206H190V204H191ZM218 202H217L216 205H218ZM84 203H86V202H84ZM133 203H135V202H133ZM172 203H170V204H172ZM215 203H216V201H215ZM71 204H72V202H71ZM71 204H69V205H71ZM81 204L79 203L77 205H81ZM103 204H105V203H103ZM115 204H117V203H115ZM127 204L128 203H126V205ZM139 204H142V203L139 202ZM145 204H146V207L148 209L149 206H147V204H150V202L144 203L143 206ZM166 204H168V203H166ZM220 204L222 205V203H219L218 206H220ZM224 204L225 203L223 202V205L220 206L221 209H223L222 207H224ZM239 204H240V202H239ZM243 204L244 203L242 202V206H243L242 209H244V205ZM119 205H121V204H119ZM131 205H133V204H131ZM131 205H130V207H131ZM61 206L58 205V207H61ZM73 206L74 205H72V207ZM141 206L139 205L138 207L139 208H142ZM170 206H172V205H170ZM200 206H201V208H200ZM209 206L214 207V209L212 208L211 211H210L209 210V208H210ZM229 206H232V204L230 205V202H229ZM234 206H232V208L229 207V208H231V209H229V211L225 209L226 212L228 211L231 216H232L231 212L234 213V211L237 210V213H238V211H239V209H234V208H237V207H234ZM69 207H66V210ZM77 207H79V206H77ZM126 207H129V206H126ZM135 207H134V209H135ZM152 207L154 208V206L151 205V208ZM164 207H165V204H164ZM182 207H184V208L182 209ZM194 207L195 206H193V208ZM53 208L56 209V210H53ZM81 208L82 207L80 206V209ZM88 208H90V206ZM156 208L159 209L158 207H156ZM39 209L40 208H37V210H39ZM46 209H44V211H46ZM48 209H47V211H48ZM51 209L53 210V212H52ZM75 209H77V208H75ZM143 209H144V207H143ZM165 209H166V207H165ZM180 209H182V210H180ZM232 209H234V210L232 211ZM66 210H65V212H67ZM113 210L110 209L111 213H115L116 210L115 211H113ZM150 210H152V209H150ZM47 211L44 212V213H46V216L48 215V212ZM77 211H79V210H77ZM99 211L102 212V213L100 212L101 214H105L104 211L108 214V215L105 214L106 216L103 215V216H105L106 219L103 216L102 217L100 216ZM147 211L145 210L144 213L147 212ZM155 211L157 212V210H155ZM180 211L184 212V214L181 213ZM212 211L213 212L214 211L215 212L218 211L220 213H218V215L216 213L213 215ZM33 212L35 213L34 210L32 211V213ZM71 212H74V211H71ZM119 212L121 213V211H119ZM150 212H152V211H150ZM40 213H42V212H40ZM57 213L59 214V212H57ZM75 213H77V212L75 211ZM116 213H117V211H116ZM153 213H151V214H153ZM178 213L181 214V215H179ZM222 213L223 214L221 215V217L224 215V209H223V212ZM42 214H41V216H42ZM67 214H68V212H67ZM67 214H66L65 218L63 217L65 220L68 219V218H70L69 215H67ZM140 214H142V213H140ZM234 214H236V213H234ZM59 215L54 214L53 216L60 218ZM85 215H87V217H85ZM135 215H136V213H135ZM135 215H133V216H135ZM187 215H186V219H188L190 217L189 215L188 216ZM194 215H193V218L191 217L192 220H194ZM230 215H229V219L228 220H230ZM36 216H37V214H36ZM43 216H45V215H43ZM130 216H128V220H129V217ZM148 216H149V214H148ZM153 216H155V214ZM153 216L151 215V217H153ZM160 216H157V217L155 216L154 219L155 218H159V217H160V219L161 218L164 219L163 218V215H160ZM261 216L262 215L258 216V221H260V222L262 221L260 219ZM48 217L49 216H47L46 218H48ZM146 217H147V214H146ZM146 217H144L145 218V221H148V224H149V218H148V220H146ZM250 217H251L250 214H246L245 215V219L246 220L248 218H250ZM263 217H264V214H263ZM39 218H40V216L38 217V219ZM46 218H45V220H48ZM135 218H136V216H135ZM138 218L140 219V217H138ZM165 218H166L167 221H169L168 219H170L168 217H165ZM236 218H237V216H236ZM143 219H141V220H143ZM150 219H152V218H150ZM160 219H157V220H160ZM174 219H172V221H174ZM217 219L219 220L220 218H217ZM217 219H215V221H217ZM222 219L220 221H223ZM34 220H36V219H33V221ZM51 220H52L51 223L55 222V220H53L52 218H51ZM128 220H125L126 224L127 223H131L130 226H133L132 225V223H133L135 225L134 221H131L132 218L130 219V221H128ZM157 220L155 219V220H152V221H156L157 222ZM179 220H180V218H179ZM189 220H190V218L188 220H186L187 221L186 223L189 224L191 222ZM36 221H35V224L37 223ZM41 221L42 220H40V222ZM50 221L48 220V222H50ZM136 221L137 220H135V222ZM138 221H140V220H138ZM172 221H170V222L172 223ZM46 222H44V223H46ZM48 222L46 224H48ZM137 222H136V224H137ZM156 222H155V225L153 224L154 222H151L153 224V227H155L158 224ZM160 222L161 221H159V223ZM176 222H177V220H176ZM193 222H191V223L193 224ZM196 222H197V220H196ZM198 222L197 223L194 222V224H199ZM230 222H231V220L229 221V223ZM26 223H27V225H26ZM141 223L144 224L145 223L144 220ZM165 223H167V222H165ZM212 223H213V221L211 222V224ZM215 223L216 224H222L224 222H222V223L220 222L219 223V221H218V223L217 222H215ZM215 223H213V224H215ZM226 223H228V222H226V218H225V226L227 225ZM231 223H233L232 226L235 225V228H237L236 227L237 224H234V223H237V220H236V222L233 221ZM262 223L264 224V220L262 221ZM150 224L148 226H150ZM161 224H162V222H161ZM179 224H180V227H182L181 225H183V226L185 225V224H183V221H179ZM188 224H186L185 226L186 227L187 226L189 227V226L192 225V224L191 225L190 224L188 225ZM208 224H209V226H208ZM31 225H34V223L33 224L31 223ZM120 225H121L120 228H122V230H121L122 233L120 232V229H119V232L121 233V236L124 239H128V237H129V240H126V241L124 239H123L124 241L121 240L120 239V234H119V239L120 240L119 239L116 240V238H114V235H118V233L117 234L116 233L114 234V232L115 231L117 232V229L119 228L118 226H120ZM173 225H174V222H173ZM222 225L224 226V224H222ZM39 226H41V225L39 224L38 226L36 225L35 227L40 228ZM43 226H44V224H43ZM139 226L141 227L143 225L140 224ZM162 226H163V224H162ZM185 226L182 227V228H185ZM195 226H193V227L191 226V228L189 230L194 229ZM214 226L216 227V225H213V227ZM223 226H222V229H223ZM9 227H12L13 229H15V232H17V234L14 233V234H16V239H15V235L12 236L13 233H11L14 230H12L11 228L9 229ZM31 227L34 228V226H31ZM42 227H41V229H42ZM127 227H129V226H127ZM127 227L125 228L126 230L128 229ZM135 227L134 226L133 227H130V229L135 228ZM153 227H152V229H151V227H147V228H150L151 229L150 231L153 230V232H154V230H155L156 227L154 229H153ZM231 227H230V224H229L228 227L224 231H227ZM7 228H8V230H7ZM112 228L113 229L116 228V229L113 230ZM163 228H165V227H163ZM216 228H221V227L219 225ZM143 229H145V227ZM16 230H19L20 232L19 231H16ZM129 230H127L126 232H129ZM172 230H171V232L168 231L169 233L167 232L169 234V236H170L171 233H173ZM215 230L216 229H214L213 231H215ZM217 230L215 232H217ZM233 230H235V229H233ZM9 231H11V232H9ZM26 231H28V232H26ZM104 231L106 233H104ZM108 231H109V234H111V235L114 234V235H112V236L110 235V237H109V234H108V236L107 235H104V234H107ZM219 231H220V229H219ZM230 231L232 233H230ZM237 231L238 230H235V232H237ZM6 232H9V233L6 234ZM141 232H143V231H141ZM18 233H22L23 236H22V234H21V236H20V234L18 235ZM193 233L195 234L194 231H193ZM28 234H30V235L32 234V235L31 236H26ZM128 234H131V233L129 232ZM7 235H9V236H7ZM33 235H34V238H32ZM35 235H37V236H35ZM99 235H103L104 237L99 236ZM126 235H127V233H126ZM132 235H133V233H132ZM188 235H190V236L188 237ZM232 235L235 236L233 238H236V239L235 240L232 239V238H230V239L233 240L234 242L237 240L236 243H233V241H231V240L229 241L228 240V238H229L228 236L232 237ZM261 235H262V237H261ZM161 236L162 235H160V237ZM172 236H171V238H172ZM12 237H14V239H15V240H13V242H11L12 240H10ZM29 237L32 238L33 241ZM111 237H112V239H110ZM134 237H135V235H134ZM139 237L138 236L135 237V238L132 237V240L135 239L134 241H136L137 238H139ZM143 237L144 238L147 237L146 240L148 239V241L146 242L145 239H144L145 240L144 241L143 240ZM158 237H155V238L157 239ZM209 237L212 238L211 240H212L213 243L220 242L221 245L218 243L220 245V247H219V245H215L216 247L217 246L219 247V248L217 247L218 250L216 249V247L213 244H211V243L207 244L208 241L210 240V239L208 240ZM28 238H29V240H27ZM106 238L107 239L109 238V240H112V241H108ZM180 238H182L183 240L181 239L182 240L181 241ZM260 238H261L262 241L260 240ZM4 239H5V241H4ZM38 239H39V241H38ZM113 239H115L116 241L113 240ZM206 239H207V242H206ZM213 239H215V241ZM40 240H41V242H40ZM141 240L143 241V243H142ZM153 240H155V241H153ZM30 241H32L31 244H30ZM137 241H139V239ZM222 241H223V244H222ZM239 243H241L240 245H242V248H241L242 253L240 252L241 250H240ZM21 245H23V248H22ZM0 246H1V244H0ZM212 246H214V247H212ZM222 246H223V249H222ZM224 246H225V248H224ZM227 246L229 248H231V249L233 247L234 248L236 247L235 249L238 248L239 250L238 249L237 250L233 249L232 252H231V250L228 248L230 250V253H231L230 254L229 253V250L226 248ZM210 247L213 248V249L211 248L212 250H216V251H214V252L211 251L210 252L209 251ZM9 248H10V250H9ZM11 248H12V250H11ZM0 249H1V247H0ZM31 249H29V251ZM23 250H26V251H23ZM22 251L24 253L25 252H27V253H25L23 255L22 254L23 253ZM233 251L236 252L234 254V256H232ZM215 252H217V253L215 254ZM238 252H240V253H238ZM224 254H226V257H224L225 256ZM228 255L230 257L232 256L233 258L230 259V257ZM236 255H238V256L236 257ZM8 256H11V257L8 258ZM255 256H258V257L260 256L259 257L260 260H258L259 258H257V257L255 258ZM6 257L9 260H7ZM227 257H229V258H227ZM226 258L227 259H230V260L228 261ZM261 259H262V261H261ZM231 260L234 261V262H232ZM4 261H6V262H4ZM239 263H241V262L237 261V264H239Z\"/></svg>",
	"mask_w": 264,
	"mask_h": 264
}]
</instances>
